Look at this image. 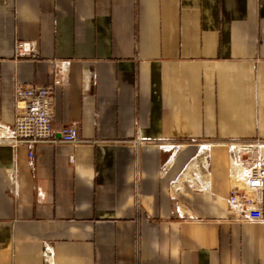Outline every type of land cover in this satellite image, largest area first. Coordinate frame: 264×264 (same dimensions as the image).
I'll use <instances>...</instances> for the list:
<instances>
[{"label":"crops","instance_id":"1","mask_svg":"<svg viewBox=\"0 0 264 264\" xmlns=\"http://www.w3.org/2000/svg\"><path fill=\"white\" fill-rule=\"evenodd\" d=\"M56 67L51 129L81 142L30 162L15 88ZM257 140L264 0H0V264H264V222L227 202Z\"/></svg>","mask_w":264,"mask_h":264},{"label":"built area","instance_id":"2","mask_svg":"<svg viewBox=\"0 0 264 264\" xmlns=\"http://www.w3.org/2000/svg\"><path fill=\"white\" fill-rule=\"evenodd\" d=\"M15 56L18 59L38 57L32 41H17ZM53 80L46 85L18 84L15 88V118L9 143L23 145L30 162L35 159V147L42 143H80L77 129L65 127L55 133L51 129L52 108L56 87L62 85L60 69L53 71ZM236 164L243 169L242 186L230 190L228 205L248 220L264 222V141L239 143ZM204 148L203 144H199ZM255 151V152H254Z\"/></svg>","mask_w":264,"mask_h":264},{"label":"bare ground","instance_id":"3","mask_svg":"<svg viewBox=\"0 0 264 264\" xmlns=\"http://www.w3.org/2000/svg\"><path fill=\"white\" fill-rule=\"evenodd\" d=\"M239 150H240V148L237 146V148L235 149V151L236 152H239ZM261 151H264V147H261ZM237 157H238V155L235 156V159H234L235 163H236Z\"/></svg>","mask_w":264,"mask_h":264}]
</instances>
